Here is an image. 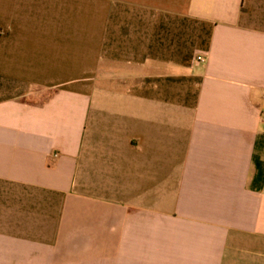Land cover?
Segmentation results:
<instances>
[{"label": "crops", "instance_id": "obj_1", "mask_svg": "<svg viewBox=\"0 0 264 264\" xmlns=\"http://www.w3.org/2000/svg\"><path fill=\"white\" fill-rule=\"evenodd\" d=\"M0 264H264V0H0Z\"/></svg>", "mask_w": 264, "mask_h": 264}, {"label": "built area", "instance_id": "obj_2", "mask_svg": "<svg viewBox=\"0 0 264 264\" xmlns=\"http://www.w3.org/2000/svg\"><path fill=\"white\" fill-rule=\"evenodd\" d=\"M196 61H197V63H203V62L205 61V59L202 58V57H198V58L196 59Z\"/></svg>", "mask_w": 264, "mask_h": 264}]
</instances>
